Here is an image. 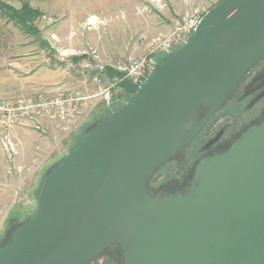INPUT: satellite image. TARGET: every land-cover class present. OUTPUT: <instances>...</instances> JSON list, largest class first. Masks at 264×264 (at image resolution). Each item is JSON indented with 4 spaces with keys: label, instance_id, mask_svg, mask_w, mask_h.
<instances>
[{
    "label": "water",
    "instance_id": "95a60500",
    "mask_svg": "<svg viewBox=\"0 0 264 264\" xmlns=\"http://www.w3.org/2000/svg\"><path fill=\"white\" fill-rule=\"evenodd\" d=\"M263 55L264 0L213 6L126 106L48 170L0 264H87L113 245L123 264H264V122L200 159L185 184L149 189Z\"/></svg>",
    "mask_w": 264,
    "mask_h": 264
},
{
    "label": "rangeland",
    "instance_id": "374dc122",
    "mask_svg": "<svg viewBox=\"0 0 264 264\" xmlns=\"http://www.w3.org/2000/svg\"><path fill=\"white\" fill-rule=\"evenodd\" d=\"M24 1H29L32 7L38 9L32 4V0H0L17 9L21 8ZM132 1V9L128 5V9L119 13L124 19L122 23L111 25L106 24L105 18L103 24L99 16H89L86 25H75L74 15L82 12L39 9L42 14L33 22L39 33L26 32L20 24L7 18L0 10V98L50 94L78 86L82 84L84 76L55 65L56 47L79 48L90 44L111 64L129 55L145 53L151 39L160 33L169 32L173 19L186 9L183 0H164L167 5L164 10L150 0ZM220 1H211V5L215 6ZM112 13L115 16L118 12ZM90 19L94 20L90 22ZM86 30L94 31V36L87 37L83 33ZM43 40L47 45L42 44ZM169 53L156 52L152 56L153 68ZM89 80L88 78L84 84L86 93L97 91L98 86ZM130 101L131 97L125 94L114 96L108 101L99 99L91 112L81 118L82 121L73 132L52 130L51 133L42 135L31 127L15 128L14 134L20 150L16 166L10 169L6 156L0 153V245L9 243L12 227L19 226L35 212L39 188L48 170L75 146L88 127L117 113ZM236 115L238 116L235 110L227 116L221 115L220 122L231 121ZM200 142L201 138H198L178 159L162 165L152 174L149 188L152 193L163 182H175L185 176V167L190 165V161L184 167L181 166L182 161L188 160V154ZM19 164H24V169L19 170ZM168 187L178 185L170 183ZM6 237L7 241L4 240ZM119 247H106L87 264H123L124 252Z\"/></svg>",
    "mask_w": 264,
    "mask_h": 264
},
{
    "label": "built area",
    "instance_id": "2783aa9c",
    "mask_svg": "<svg viewBox=\"0 0 264 264\" xmlns=\"http://www.w3.org/2000/svg\"><path fill=\"white\" fill-rule=\"evenodd\" d=\"M150 1L161 10L167 6L164 0ZM183 2L186 9L173 19L171 30L154 36L145 53L129 55L110 64L90 44L79 48L56 47L55 65L81 73L84 76L82 84L50 94L0 98V153L6 156L9 168L16 166L20 155L14 134L16 127H31L42 135L52 130L73 132L82 121L81 118L91 112L99 99L108 101L122 94L121 83L124 80L139 88L154 69L152 56L158 51L171 52L183 46L212 8L211 4L197 0ZM88 78L98 86L97 91L86 93L84 84ZM17 167L22 170L25 166L19 164Z\"/></svg>",
    "mask_w": 264,
    "mask_h": 264
},
{
    "label": "flooded vegetation",
    "instance_id": "af4514ba",
    "mask_svg": "<svg viewBox=\"0 0 264 264\" xmlns=\"http://www.w3.org/2000/svg\"><path fill=\"white\" fill-rule=\"evenodd\" d=\"M210 107L211 104L202 105L195 122L204 117ZM234 110L237 112L238 116H234L231 121L226 120V122H220L222 118L221 115L227 116V114H230V112ZM228 122H230V124H227ZM262 122H264V55L248 69L235 89L220 105L215 114L204 125L190 144L162 164L164 165L169 161L178 159L182 152L188 150L193 142L201 138L200 145L196 146V148L188 154V160L185 159L182 161L181 166L183 167L186 165V162L190 161V165L187 164L185 167V176L175 182L167 180L163 182L161 186L169 185L170 183L178 186L185 184L188 182L200 159L221 151L224 146L231 144L249 126ZM159 168L157 170H159ZM4 240L7 241V237L4 238Z\"/></svg>",
    "mask_w": 264,
    "mask_h": 264
},
{
    "label": "crops",
    "instance_id": "0c3cea01",
    "mask_svg": "<svg viewBox=\"0 0 264 264\" xmlns=\"http://www.w3.org/2000/svg\"><path fill=\"white\" fill-rule=\"evenodd\" d=\"M201 3L211 4L215 0H199ZM212 1V2H211ZM62 2V3H61ZM179 2V1H178ZM182 3V2H181ZM32 4L42 11H76L82 14L74 15L75 25H86L89 16H99L104 24V18L107 25L122 23L124 20L119 13L128 9V5L133 8L132 0H32ZM61 5V6H59ZM213 6V5H212ZM112 12H118L114 16ZM83 33L87 37H93L95 32L86 30ZM82 35V33H81ZM71 39V36H69ZM83 38V35L81 36ZM102 49H104V41H102ZM96 89V88H95Z\"/></svg>",
    "mask_w": 264,
    "mask_h": 264
},
{
    "label": "trees",
    "instance_id": "16d2710c",
    "mask_svg": "<svg viewBox=\"0 0 264 264\" xmlns=\"http://www.w3.org/2000/svg\"><path fill=\"white\" fill-rule=\"evenodd\" d=\"M0 10L7 18L20 24L26 32L36 31V33H39L33 22L42 14V12L39 9L32 7L29 1H24L20 9H17L10 4L0 2ZM42 44L45 46L47 45V42L43 40ZM121 86V95H129L131 98L138 90V88L128 80H124L121 83Z\"/></svg>",
    "mask_w": 264,
    "mask_h": 264
},
{
    "label": "bare ground",
    "instance_id": "6f19581e",
    "mask_svg": "<svg viewBox=\"0 0 264 264\" xmlns=\"http://www.w3.org/2000/svg\"><path fill=\"white\" fill-rule=\"evenodd\" d=\"M91 22V21H90Z\"/></svg>",
    "mask_w": 264,
    "mask_h": 264
}]
</instances>
